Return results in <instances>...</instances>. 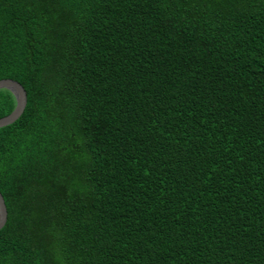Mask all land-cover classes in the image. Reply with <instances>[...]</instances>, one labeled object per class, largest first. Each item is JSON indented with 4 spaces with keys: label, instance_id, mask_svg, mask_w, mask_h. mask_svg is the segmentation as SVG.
<instances>
[{
    "label": "trees",
    "instance_id": "16d2710c",
    "mask_svg": "<svg viewBox=\"0 0 264 264\" xmlns=\"http://www.w3.org/2000/svg\"><path fill=\"white\" fill-rule=\"evenodd\" d=\"M1 79L0 264H264V0H0Z\"/></svg>",
    "mask_w": 264,
    "mask_h": 264
},
{
    "label": "water",
    "instance_id": "95a60500",
    "mask_svg": "<svg viewBox=\"0 0 264 264\" xmlns=\"http://www.w3.org/2000/svg\"><path fill=\"white\" fill-rule=\"evenodd\" d=\"M0 88H5L9 90L15 99V106L13 110L6 116L0 118V127L12 123L23 111L26 94L23 87L16 81L12 79H1ZM6 221V208L4 205L3 198L0 194V228Z\"/></svg>",
    "mask_w": 264,
    "mask_h": 264
}]
</instances>
